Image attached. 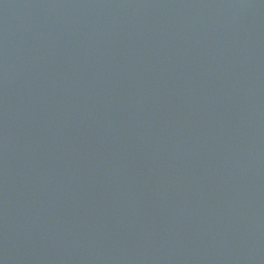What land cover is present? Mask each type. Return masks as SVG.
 Masks as SVG:
<instances>
[{"label":"water","instance_id":"95a60500","mask_svg":"<svg viewBox=\"0 0 264 264\" xmlns=\"http://www.w3.org/2000/svg\"><path fill=\"white\" fill-rule=\"evenodd\" d=\"M0 264H264V0H0Z\"/></svg>","mask_w":264,"mask_h":264}]
</instances>
